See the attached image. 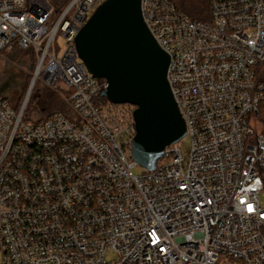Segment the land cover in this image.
<instances>
[{
  "label": "built area",
  "instance_id": "1",
  "mask_svg": "<svg viewBox=\"0 0 264 264\" xmlns=\"http://www.w3.org/2000/svg\"><path fill=\"white\" fill-rule=\"evenodd\" d=\"M105 1L0 0V61L36 57L24 102L0 95V264H264V0H209L207 23L141 0L190 141L151 172L131 158L137 108L77 53ZM37 83L72 117L25 121Z\"/></svg>",
  "mask_w": 264,
  "mask_h": 264
},
{
  "label": "water",
  "instance_id": "2",
  "mask_svg": "<svg viewBox=\"0 0 264 264\" xmlns=\"http://www.w3.org/2000/svg\"><path fill=\"white\" fill-rule=\"evenodd\" d=\"M75 44L88 71L107 82L101 96L137 108L131 158L154 171L165 149L182 142L187 130L167 81L170 58L146 26L141 0H106Z\"/></svg>",
  "mask_w": 264,
  "mask_h": 264
},
{
  "label": "rangeland",
  "instance_id": "3",
  "mask_svg": "<svg viewBox=\"0 0 264 264\" xmlns=\"http://www.w3.org/2000/svg\"><path fill=\"white\" fill-rule=\"evenodd\" d=\"M57 43L62 48L63 40L61 38L57 39ZM4 55V58L0 61V95L12 101L15 107L17 104L19 107L24 102L31 88L36 57L34 66H31V55L22 52L18 47ZM57 90L64 94L60 88ZM27 112L28 118H26V121L30 124L44 122L55 115L72 117L70 108L60 95L54 89L44 87L41 83H37L34 86L27 106ZM180 146L183 153H186L189 149L190 141L185 139L180 143ZM134 173L139 174L136 171ZM261 202L264 204V192L261 196Z\"/></svg>",
  "mask_w": 264,
  "mask_h": 264
},
{
  "label": "trees",
  "instance_id": "4",
  "mask_svg": "<svg viewBox=\"0 0 264 264\" xmlns=\"http://www.w3.org/2000/svg\"><path fill=\"white\" fill-rule=\"evenodd\" d=\"M57 9H59L64 0H49ZM176 8L178 11L183 14L185 17L190 19L192 22L196 23H207L211 21V9L209 5V0H173ZM31 55L30 63L31 66H34L35 64V56L32 53H29ZM107 101L106 99H104ZM10 101V100H9ZM12 106L14 108H18V104L16 107L13 105V102L10 101ZM26 118H28V112L26 110L25 113V121ZM50 118V117H49Z\"/></svg>",
  "mask_w": 264,
  "mask_h": 264
},
{
  "label": "snow or ice",
  "instance_id": "5",
  "mask_svg": "<svg viewBox=\"0 0 264 264\" xmlns=\"http://www.w3.org/2000/svg\"><path fill=\"white\" fill-rule=\"evenodd\" d=\"M249 210H251V208Z\"/></svg>",
  "mask_w": 264,
  "mask_h": 264
}]
</instances>
